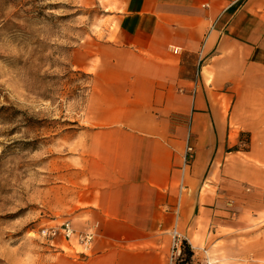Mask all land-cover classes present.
Wrapping results in <instances>:
<instances>
[{
  "label": "crops",
  "instance_id": "1",
  "mask_svg": "<svg viewBox=\"0 0 264 264\" xmlns=\"http://www.w3.org/2000/svg\"><path fill=\"white\" fill-rule=\"evenodd\" d=\"M111 18L72 53L91 77L67 213L94 238L52 264H169L175 233L190 264H264V0H116Z\"/></svg>",
  "mask_w": 264,
  "mask_h": 264
},
{
  "label": "rangeland",
  "instance_id": "2",
  "mask_svg": "<svg viewBox=\"0 0 264 264\" xmlns=\"http://www.w3.org/2000/svg\"><path fill=\"white\" fill-rule=\"evenodd\" d=\"M115 5L0 0V264H52L83 252L41 231L71 222L68 173L84 152L91 76L72 53L101 38Z\"/></svg>",
  "mask_w": 264,
  "mask_h": 264
},
{
  "label": "built area",
  "instance_id": "3",
  "mask_svg": "<svg viewBox=\"0 0 264 264\" xmlns=\"http://www.w3.org/2000/svg\"><path fill=\"white\" fill-rule=\"evenodd\" d=\"M244 146L246 145L245 142ZM193 149L191 147L186 148L185 155V163L189 164V162L193 158ZM41 235L44 238L51 239V242H55L56 239H63L64 241L76 242V244L85 251L91 244L94 233L92 230L87 229L83 231H77L73 228L71 222H64L58 226H51L49 228H45L41 231ZM181 242L179 237L174 234L173 244H172V253L170 256L169 264H175L176 259L180 256L181 253Z\"/></svg>",
  "mask_w": 264,
  "mask_h": 264
},
{
  "label": "trees",
  "instance_id": "4",
  "mask_svg": "<svg viewBox=\"0 0 264 264\" xmlns=\"http://www.w3.org/2000/svg\"><path fill=\"white\" fill-rule=\"evenodd\" d=\"M181 248L180 256L176 259L175 264H190L192 252L185 242L181 243Z\"/></svg>",
  "mask_w": 264,
  "mask_h": 264
}]
</instances>
